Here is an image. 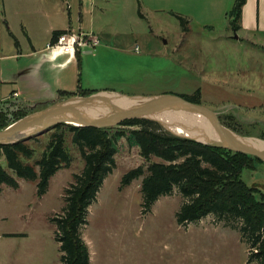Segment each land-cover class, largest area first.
Instances as JSON below:
<instances>
[{
    "label": "rangeland",
    "instance_id": "1",
    "mask_svg": "<svg viewBox=\"0 0 264 264\" xmlns=\"http://www.w3.org/2000/svg\"><path fill=\"white\" fill-rule=\"evenodd\" d=\"M234 4L235 0H0V53L9 55L14 46L4 23L6 12L17 29L22 21H30L26 13L63 9L66 18L71 13L73 32L93 35L91 39L100 43L96 49L82 50L74 82L78 88L128 97H192L200 90L204 107L241 136L264 141V0H248L237 34L230 28ZM180 18L189 22V33H184ZM32 26L39 30L36 22ZM5 92L0 90V100ZM14 103L0 107V112L13 115L35 105ZM134 130L115 129L111 135L125 133L115 141L117 169L106 179L82 230L90 263L249 264L252 252L237 223H221L211 216L185 228L178 225L177 215L186 203L178 190L144 214V178L128 187L123 179L140 168L148 176L151 165L163 162L142 158L131 136ZM37 138L29 142L36 161L50 136ZM66 140L72 165L52 179L43 198L37 184L16 177L19 190L2 187L0 264H61L53 220L63 214L74 176L85 169L70 133ZM243 181L264 193V166L244 172Z\"/></svg>",
    "mask_w": 264,
    "mask_h": 264
},
{
    "label": "trees",
    "instance_id": "2",
    "mask_svg": "<svg viewBox=\"0 0 264 264\" xmlns=\"http://www.w3.org/2000/svg\"><path fill=\"white\" fill-rule=\"evenodd\" d=\"M247 2L248 0H235L229 15L233 33L237 34L242 30L241 19ZM180 21L184 33H189V22L182 18ZM65 33H55L54 41ZM98 93L100 92L84 91L82 88L77 93L60 92L57 102L75 97L88 98ZM181 98L203 106L200 90L192 97ZM51 105L35 109L21 108L18 114L13 115L1 111L0 131ZM220 121L225 127L241 135L231 124L221 119ZM121 128L137 129L131 132V136L147 163H151L153 158L163 162L151 165L148 176L140 168L123 179V186L128 187L144 178V214L150 213L161 198L170 197L178 190L186 201L177 215L180 227L198 224L211 216L221 223H237L242 240L248 243L252 252L249 264H264V193L257 187H249L243 181L244 172H255L258 165L264 166L262 161L253 156L179 138L150 121H127L115 129ZM115 129L57 126L44 134L50 138L38 161L36 151L29 146V142L37 140V137L26 142L0 146V193L3 186L19 190L18 178L37 184L38 196L43 198L48 193L52 179L72 165L66 140L67 134H71L72 145L80 153L85 169L82 175L74 176L75 184L66 191L63 214L59 219L53 220L57 227L55 242L60 246L61 264H91L82 230L88 224L89 209L97 201L106 179L117 169L115 141L124 138L125 133L118 132L117 136H111Z\"/></svg>",
    "mask_w": 264,
    "mask_h": 264
},
{
    "label": "water",
    "instance_id": "3",
    "mask_svg": "<svg viewBox=\"0 0 264 264\" xmlns=\"http://www.w3.org/2000/svg\"><path fill=\"white\" fill-rule=\"evenodd\" d=\"M133 120L150 121L179 138L253 156L264 163L263 140L241 136L225 127L212 110L171 95L128 97L101 92L56 102L0 131V146L26 142L60 125L108 130ZM174 130H181L184 136Z\"/></svg>",
    "mask_w": 264,
    "mask_h": 264
},
{
    "label": "crops",
    "instance_id": "4",
    "mask_svg": "<svg viewBox=\"0 0 264 264\" xmlns=\"http://www.w3.org/2000/svg\"><path fill=\"white\" fill-rule=\"evenodd\" d=\"M26 15L30 21H22L16 29L11 16L6 12L7 21L4 23L14 37V46L11 47L9 55L2 56L0 44V90H7L0 100L1 108L13 106L14 102L34 103L30 109L48 106L45 105L48 101L57 102L60 92L77 93L82 87L79 85L78 88L74 83L77 80L81 53L78 56L79 54H66L61 50L48 49L54 42L55 33L74 30L71 13L66 18L63 9L43 8L35 14L36 16L28 13ZM32 22L39 25V30L32 26ZM3 63H6V70H3ZM3 86L8 89H3Z\"/></svg>",
    "mask_w": 264,
    "mask_h": 264
},
{
    "label": "built area",
    "instance_id": "5",
    "mask_svg": "<svg viewBox=\"0 0 264 264\" xmlns=\"http://www.w3.org/2000/svg\"><path fill=\"white\" fill-rule=\"evenodd\" d=\"M93 35H87L83 33H75L68 31V34H64L57 38L56 41L48 46L49 50H61L66 54H78L82 53V50L92 46L94 49L100 46L99 40L91 39ZM139 49H137L138 51ZM17 98L18 95H15Z\"/></svg>",
    "mask_w": 264,
    "mask_h": 264
},
{
    "label": "bare ground",
    "instance_id": "6",
    "mask_svg": "<svg viewBox=\"0 0 264 264\" xmlns=\"http://www.w3.org/2000/svg\"><path fill=\"white\" fill-rule=\"evenodd\" d=\"M176 135L184 136L183 132L181 130H174L173 131Z\"/></svg>",
    "mask_w": 264,
    "mask_h": 264
}]
</instances>
